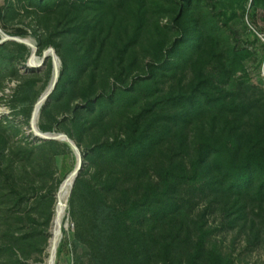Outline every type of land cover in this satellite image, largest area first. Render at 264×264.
I'll list each match as a JSON object with an SVG mask.
<instances>
[{
    "label": "rangeland",
    "instance_id": "obj_1",
    "mask_svg": "<svg viewBox=\"0 0 264 264\" xmlns=\"http://www.w3.org/2000/svg\"><path fill=\"white\" fill-rule=\"evenodd\" d=\"M86 1V5L80 2L59 5L53 12L46 13L29 9L25 0H11L3 22L8 32L0 25L2 32L10 37H15L12 35L19 28L27 30L28 35L22 39L37 47L33 55L32 45L15 41L0 45H3L0 48V264H48L52 258L55 264V257L56 264H117L120 257L108 249L116 248L117 243L114 245L109 239L106 246L99 239V233L96 236L90 232L94 221L91 201L98 202L96 195L91 196L92 189L102 191V199L110 205L121 206L139 199L150 186L162 189L160 175L165 170L189 172L195 145L201 138L208 137L219 143L238 141L241 127L249 135L251 124L257 118L264 122L260 110L251 121L231 115L215 117L214 113L204 111L189 124L174 126L161 135L160 141L136 164L117 161L107 154L99 156L101 148L105 151L115 141L125 140L131 124L140 115H143L141 128L151 126L157 118L145 111L170 94H188L199 69L206 62L208 72L212 64L205 55V61L185 68L175 78L136 88V83H140L136 79L147 76L151 62L162 58L174 37V32L170 31L171 11L176 9L173 1L130 0L126 6H119L114 0ZM4 3L0 0V6ZM250 3L247 0L246 9L250 8ZM215 4L214 12L225 16L240 13V4L234 0H216ZM208 11L203 9L205 15ZM262 18L260 11L256 27L250 25L253 33H243L240 37V45L248 48L252 56L244 64L245 72L237 73L233 80L238 87L235 91L240 89L241 82L247 83L250 89L244 91L246 98L254 95L259 98V92L264 90ZM86 24L97 27L95 34L75 38L65 32L74 25ZM215 37L219 49L237 45L234 38L224 32ZM40 41L45 45L42 55L38 54ZM49 43L62 45L61 51L67 52L69 59L74 60L72 63L86 53L91 59L89 56L85 61L86 71L71 72L73 80L60 83L58 98L52 97L47 110L42 112L48 101H41L43 95L55 82L56 70L62 69L59 62L54 67L52 58L42 63L45 52L52 54L48 52L50 49L59 58ZM130 43L132 45L127 47ZM22 46L27 47V51ZM34 60L37 67L31 64ZM116 76L121 77L120 82ZM131 87L137 90L126 94L124 88ZM110 95L113 102L108 99ZM88 99L95 103L93 113L86 107ZM38 105L40 112L36 119ZM156 108L165 115L180 113L177 107ZM32 119L36 130L48 126L54 128L52 133L67 135L81 154L97 150L93 160L81 168L83 175L73 205L69 201L76 177L71 178L76 169L73 162L76 155L65 141L49 144L51 141L37 137ZM154 123L163 122L157 119ZM262 135L264 138V133ZM254 144L249 147L264 152V144L260 147ZM60 181H63L61 185ZM108 182L113 190L105 192ZM206 183L199 182L194 190L189 186L176 188L179 192L172 200L181 207L171 224L163 228L164 233L175 234L180 226L182 234L193 242L205 233L206 251L217 252L227 264H264V199H259L257 187L249 193H236L226 184L214 183L207 188ZM65 191L69 192L62 203L61 194ZM61 206L65 214L59 220ZM169 226L176 229L170 230ZM56 230L59 236L52 253L51 240ZM66 242L68 247L59 260L58 248ZM160 249L155 251L160 252ZM184 262L186 264V260Z\"/></svg>",
    "mask_w": 264,
    "mask_h": 264
},
{
    "label": "trees",
    "instance_id": "obj_2",
    "mask_svg": "<svg viewBox=\"0 0 264 264\" xmlns=\"http://www.w3.org/2000/svg\"><path fill=\"white\" fill-rule=\"evenodd\" d=\"M25 1L29 9H37L46 13L53 12L54 7L59 5L72 2H80L86 5L88 2L86 0ZM114 1L119 6H126L130 0ZM172 1L173 6L176 7L171 11L173 18L170 23V31L174 32V37L168 43L162 58H157L151 62L147 76L136 79L140 82L139 84L136 83V88L152 86L160 80L175 78L185 68L197 66L205 61V55L210 58L212 67L207 72V64L204 63L196 74L188 94L176 96L170 94L145 111L148 114L149 112L153 113L154 117L163 123L157 125L154 123L156 119L153 120L151 126L142 129L140 120L143 115H140L131 124L128 137L125 140L115 141L105 151L101 148L98 151L99 156L107 154L116 158L117 161L127 160L128 163L136 164L160 141L161 135L170 131L174 126L182 127L189 124L193 117L202 114L204 111L209 114L214 113L213 116L215 117L231 115L244 121L246 119L251 121L253 115L260 110L262 112L261 117H264V90L259 92L261 95L259 98H255L254 94L253 98H246L244 91L250 89L246 86L247 83L241 82L240 89L235 91V88L238 87H235L233 80L237 73L245 72L244 64L252 56L248 48L240 45L241 34L253 33L250 30V25L256 27L260 11L263 12L262 21L264 22V0H253L249 9L245 7L247 0H234L240 4V13H232L229 16L214 12L216 0ZM4 2V5L0 6V25L1 29L7 33L3 22L11 0H4ZM97 2L100 1L97 0ZM203 9L210 11H208L209 14H206L207 16L203 13ZM96 28L91 24L74 25L65 32L75 38L88 37L95 34ZM222 32L228 34V37L234 38L237 45L219 49L215 35ZM27 35V30L19 28L12 36L24 38ZM131 43L127 47L131 46ZM48 45H53L57 51L62 69L56 88L45 103L42 112L47 110L52 97L58 98L56 93L60 88V83L62 81L71 82L73 80L71 72L76 74L86 71L88 65H85V61L89 56L91 59V55L86 53L72 63L74 60L69 59L67 52L61 51L62 45L57 43H49ZM44 46V43L40 41L38 44L39 55H42ZM22 49L27 51L25 46H22ZM116 80L120 82L121 77L116 76ZM136 88H124V92L129 94L132 90H137ZM108 99L111 102L114 101L112 95L108 96ZM94 104V101L88 99L86 107L92 113L96 109ZM97 106L100 104L98 103ZM165 106L177 107L180 109V113L165 115L156 108L162 109ZM251 125L252 133L249 135H247L244 127L240 128L237 133L238 141L229 142L226 140L219 143L217 140L208 137L201 138L195 145V156L189 172L180 173L174 169L165 170L160 175L162 189L150 186L139 199L127 201L121 206L110 205L106 199H102V191L92 189L91 196L96 195L98 202L91 201L90 209L94 214V221H92L93 226L90 232L96 236L99 233V239L106 243V246L107 241L111 239L114 245L117 243L122 248L120 250H118V246L108 248L109 251L120 257L117 264H184L185 260L186 264H227L217 252L206 251L207 235L205 233H201L198 240L193 242L188 236L182 234L180 226L178 229L169 226L170 230H178L175 234L164 233L163 228L166 224H171V219L176 217L177 211L181 207L179 203L172 200L175 198L174 195L179 192V189H176L179 185L189 186L190 190H194L199 182L206 183L204 180L209 178L210 180L205 184L207 188L212 187L214 183L226 184L229 190L242 193L250 192L257 187L259 199H264V152L249 147V144L253 142H255V147L264 144V138H261L262 133H264V122L263 120L260 122L257 118V121ZM151 127L153 129L149 131ZM40 130L43 133H52L54 128L41 126ZM48 143L54 144L55 142ZM96 151L82 153V166L84 168L87 162L93 160L92 156ZM73 162L76 164V158L73 159ZM82 175L83 173L80 172L72 190L69 201L71 205L74 204L78 195V185ZM62 182L60 181L59 185ZM203 188L201 187V192H204ZM111 190L113 188L108 182L104 191L109 192ZM96 209L100 210L101 213ZM67 247V242L59 246V260ZM158 248H161L160 252L155 251ZM180 252L181 254H179Z\"/></svg>",
    "mask_w": 264,
    "mask_h": 264
},
{
    "label": "water",
    "instance_id": "obj_3",
    "mask_svg": "<svg viewBox=\"0 0 264 264\" xmlns=\"http://www.w3.org/2000/svg\"><path fill=\"white\" fill-rule=\"evenodd\" d=\"M0 37H1V41H0V45L3 44L4 42L6 41H15V42H18V43H22V44H25V45H32L31 47H33V51H32V54L33 55H36L37 53V47L33 44H30L28 41H26L25 39H22V38H19V37H10L6 34H4L2 32V30L0 29ZM48 52L52 53V54H47V52L44 53L43 55V60H42V63L44 64L45 61L49 58H52L53 61H54V67H55V63L56 62H59L61 63L60 59L56 56V53L53 49H50ZM55 69V68H54ZM58 73V77H59V73L60 71L57 72ZM58 81L54 84L52 90L49 92V94L47 95V98L46 100H48V98L52 95V93L54 92L55 88H56V85H57ZM45 100V101H46ZM34 120L32 119V127L35 131V134L37 137L43 139V140H46V141H62L67 144H69V146H71L72 150L74 151L75 155H76V169H75V172H76V177L73 181V185H72V188H71V193H72V190H73V187L75 185V182L79 176V173L81 171V168H82V154L79 150V148L77 147V145L65 134H55V133H43L41 132L40 130H36V127H35V123H33ZM70 176V175H69ZM69 176L67 177V179L69 178ZM66 179V180H67ZM64 184V183H63ZM63 186V185H62ZM71 195V194H70ZM56 256H57V253H56ZM55 264H56V257H55Z\"/></svg>",
    "mask_w": 264,
    "mask_h": 264
},
{
    "label": "bare ground",
    "instance_id": "obj_4",
    "mask_svg": "<svg viewBox=\"0 0 264 264\" xmlns=\"http://www.w3.org/2000/svg\"><path fill=\"white\" fill-rule=\"evenodd\" d=\"M30 48H32V47H30ZM36 60H34V61H30L31 62V64L35 67L36 65V62H35ZM37 67V66H36ZM59 66H58V64H57V68H58ZM59 69V68H58ZM57 72L59 71V70H56ZM56 72V79L54 80L55 82H53V85H51V86H49V88L47 89V91L44 93V95H43V98H42V100L41 101H43V99L45 100L46 98H47V95L49 94V92L52 90V88H53V86H54V84L58 81V73ZM55 75V74H54ZM41 104V103H40ZM39 112H40V105H38L37 106V108H36V111H35V118L37 119L38 118V116H39ZM76 176V172H75V170L73 171V173H72V176H71V178H74ZM68 189V188H67ZM69 192V191H68ZM67 191H65V192H63L62 194H61V200H62V203L67 199V193H68ZM69 195V194H68ZM59 210V209H58ZM64 214H65V210H64V208L61 206V208H60V211H59V217H58V219L59 220H61L62 218H63V216H64ZM58 222V221H57ZM60 225V224H59ZM53 237H52V240H51V246H50V252H52V253H54V249H55V246H56V244H57V240H58V236H59V233H58V231L56 230V231H54V233H53V235H52ZM48 264H53V258L51 259V262H49Z\"/></svg>",
    "mask_w": 264,
    "mask_h": 264
},
{
    "label": "built area",
    "instance_id": "obj_5",
    "mask_svg": "<svg viewBox=\"0 0 264 264\" xmlns=\"http://www.w3.org/2000/svg\"><path fill=\"white\" fill-rule=\"evenodd\" d=\"M250 2H251L250 4H252V3H253V0H250ZM250 6H251V5H250ZM263 40H264V38H263Z\"/></svg>",
    "mask_w": 264,
    "mask_h": 264
}]
</instances>
